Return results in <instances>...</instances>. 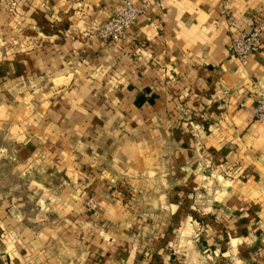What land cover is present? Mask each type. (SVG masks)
<instances>
[{
    "label": "crops",
    "instance_id": "1",
    "mask_svg": "<svg viewBox=\"0 0 264 264\" xmlns=\"http://www.w3.org/2000/svg\"><path fill=\"white\" fill-rule=\"evenodd\" d=\"M122 1L0 0V264H264V0Z\"/></svg>",
    "mask_w": 264,
    "mask_h": 264
},
{
    "label": "built area",
    "instance_id": "2",
    "mask_svg": "<svg viewBox=\"0 0 264 264\" xmlns=\"http://www.w3.org/2000/svg\"><path fill=\"white\" fill-rule=\"evenodd\" d=\"M141 10L128 0L122 1L112 12L110 18L94 30V34L103 41H115L137 22ZM264 50V26L255 24L247 33L233 38L228 45V53L238 59L253 52ZM252 114L256 121L264 124V97H255ZM90 206L93 203L90 202Z\"/></svg>",
    "mask_w": 264,
    "mask_h": 264
}]
</instances>
